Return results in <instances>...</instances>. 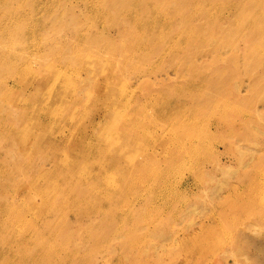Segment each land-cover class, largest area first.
<instances>
[{"label": "rangeland", "instance_id": "1", "mask_svg": "<svg viewBox=\"0 0 264 264\" xmlns=\"http://www.w3.org/2000/svg\"><path fill=\"white\" fill-rule=\"evenodd\" d=\"M263 195L264 0H0V264H264Z\"/></svg>", "mask_w": 264, "mask_h": 264}, {"label": "bare ground", "instance_id": "2", "mask_svg": "<svg viewBox=\"0 0 264 264\" xmlns=\"http://www.w3.org/2000/svg\"><path fill=\"white\" fill-rule=\"evenodd\" d=\"M45 19V18H44ZM41 20H43V19H41ZM49 20V19H48ZM41 22V21H40ZM44 22V21H43ZM47 87H49L50 88V90L48 91L49 93H48V96H47V98L45 99V101L43 102V108H46L48 105L46 104L47 102H49L52 98L54 99V93H52V92H54V83L53 82H51ZM39 111H43V109H39ZM48 111V110H47ZM86 139V138H85ZM101 140V139H100ZM90 140H88V142H89ZM138 142V141H137ZM136 143V142H135ZM132 144H134V143H132ZM131 146V145H130ZM133 146V145H132ZM111 159V158H110ZM113 161L112 160H109V163H112ZM115 165H117L118 166V163H115ZM83 174V173H82ZM102 175V174H101ZM100 177V176H99ZM264 196V195H263ZM261 200V199H260Z\"/></svg>", "mask_w": 264, "mask_h": 264}]
</instances>
